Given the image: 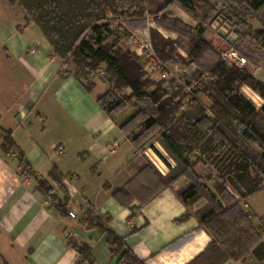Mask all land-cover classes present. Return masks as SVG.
Wrapping results in <instances>:
<instances>
[{"label": "crops", "instance_id": "0c3cea01", "mask_svg": "<svg viewBox=\"0 0 264 264\" xmlns=\"http://www.w3.org/2000/svg\"><path fill=\"white\" fill-rule=\"evenodd\" d=\"M144 1V26H131L130 21L114 25L144 41L150 42V29L177 40L176 32L156 27L154 21L160 16L156 10L167 0ZM0 3V51L7 62L1 74L0 132H11L38 176L46 177L56 168L69 198L64 213H58L36 190L35 180L22 172L17 152L2 151L0 138V257L4 260L0 264H80L70 241L89 245L93 264H116L105 235L86 223L88 207L109 218L108 227L125 238L143 264H196L211 239L193 213L181 219L188 210L177 195L183 180L159 191L153 170L145 171L147 162L120 129L129 114L111 118L97 103L107 83L95 82L88 90L72 72H62L61 61L40 29L25 19L26 13L16 3ZM168 12L191 28L202 26L201 38L211 44L215 55L211 57L210 50L205 53L208 61L214 60L224 40L176 0H171ZM175 42V53L187 60L183 66L192 67L196 76L197 58H189L188 50ZM123 44L118 42L121 49L133 52L132 46ZM114 142L118 147L109 154L108 146ZM58 145L64 148L59 154ZM51 185L63 200L64 192ZM248 199V210L257 215ZM222 264H264V260L247 256L244 262L229 259Z\"/></svg>", "mask_w": 264, "mask_h": 264}, {"label": "trees", "instance_id": "16d2710c", "mask_svg": "<svg viewBox=\"0 0 264 264\" xmlns=\"http://www.w3.org/2000/svg\"><path fill=\"white\" fill-rule=\"evenodd\" d=\"M7 1L23 7L25 19L32 21L40 29L54 55L63 64H68L72 57L71 62L86 77L104 67V73L109 75L112 86L97 97V103L108 116L115 118L127 105L125 100L117 99L115 89H130L129 97L136 100L138 108L120 125V129L135 147L139 146L138 141L142 142L147 134L150 133L151 137L160 132L159 143L176 165L170 167L166 175H157L159 191L171 186L181 176L185 177V183L177 193L188 209L181 219L193 213L199 226L211 239L205 251L197 257L196 264H222L229 259L240 263L247 256H253L257 262L263 261L264 226L261 222L254 226V216L244 210V202L264 187V83L245 69L228 68L215 59L209 70L213 79L196 91L194 99L197 101L198 95L203 92L209 106L198 103L180 113L184 100H178V94L169 96V93L158 86L149 90L151 83L144 77L145 72L136 60L138 55L129 50H107L104 47L109 36L114 33L113 25L118 21H130L131 26H144V14L147 11L144 0ZM176 1L191 14L201 16L205 25L212 13L218 10V4L223 12L221 14L219 11V14L232 26L237 38L251 34L249 26L248 32L242 31L247 26L244 17L264 9V0H215L214 5L206 0ZM170 4L171 0H167L156 10L155 13L160 15L154 18L156 27L174 31L178 37L187 39L191 46L188 50L189 58H199L208 50L213 54L211 44L201 38L203 28H191L176 19L168 12ZM260 21L263 28L252 31V37L264 48V18ZM116 26L120 29L121 25ZM125 29L122 31L125 32ZM150 39L154 52L161 60L180 61L183 64L187 62L174 53L176 40L163 37L155 29H150ZM72 73L84 84L76 71ZM244 84L263 99L260 108L256 109L240 92L239 89ZM84 86L88 90L92 89V85ZM132 119L138 120L134 127L137 128V133L134 129H127ZM0 138L2 151L17 152L16 158L22 172L35 180L36 190L51 202L58 213L63 214L69 199L62 185L63 175L53 168L46 177L38 176L25 161L11 132L1 131ZM216 152L222 153L225 165L222 181L215 184L216 192H213L196 178L193 167L199 160L192 161L190 155ZM52 183L64 192L63 200L57 197ZM236 195L240 196V200ZM201 196L206 200L205 206L191 211L190 207ZM85 217L89 228L105 235L106 246L112 258L116 259V264H143L126 246L125 238L108 227V217L95 214L90 207L86 210ZM69 244L79 256L78 263L93 264L89 245L75 244L72 241ZM0 260L4 261L1 257Z\"/></svg>", "mask_w": 264, "mask_h": 264}, {"label": "rangeland", "instance_id": "374dc122", "mask_svg": "<svg viewBox=\"0 0 264 264\" xmlns=\"http://www.w3.org/2000/svg\"><path fill=\"white\" fill-rule=\"evenodd\" d=\"M3 1V0H0ZM7 1V0H6ZM212 2L210 3L211 5H214L216 2L215 0H211ZM5 2V0H4ZM8 2V1H7ZM208 2V1H207ZM10 3V2H9ZM1 4V3H0ZM13 4V3H12ZM18 8H21V10L23 12L24 9L23 7H21L18 3H16ZM217 5V11L216 13H212V15L210 16L211 19H209L207 26L212 30L211 28V24L212 21L215 19V17L217 16H221L219 14V11L221 10V7ZM240 8V6H239ZM26 13V12H25ZM221 14H223V12L220 11ZM218 14V15H217ZM263 17L264 18V9L262 11H259L258 13H251V14H247L244 17V21L246 22L247 26L242 30V31H246L248 32V26L251 29V34L248 35H243L239 38H237V35L235 34V32L233 31L232 36L230 38V44L227 42H222L221 43V47L219 46L217 49V55H216V61L218 62L219 60V54H220V50L221 49H229V48H234L239 55H243L246 59V64L243 67H240L242 69L247 70L255 79L261 81L264 83V48H261V46L259 45L258 41H255L254 38L252 37V31L257 30V29H262L263 25L260 21V19ZM260 18V19H259ZM211 20V21H210ZM227 22V21H226ZM228 23V22H227ZM202 25V24H201ZM230 25V24H229ZM114 29H113V34L109 36L108 41L105 44V48L107 50H112V48L114 49H121V47L118 46V42L123 44L122 42L125 41L124 43H126L125 45L123 44V47H128V46H133V44L131 42H128L127 38L130 35V31H128L127 29H125V32L122 31V29H117L116 25H113ZM202 27V26H201ZM231 29L232 26L230 25ZM116 28V29H115ZM213 31V30H212ZM214 32V31H213ZM215 33V32H214ZM216 34V33H215ZM127 37V38H126ZM177 44L186 49L189 50L190 49V43L189 41L186 39L184 40L181 37H177ZM174 49L175 46H174ZM122 51H126L124 49H121ZM180 51H183L181 49H179ZM132 52V51H130ZM176 52V51H175ZM174 52V53H175ZM3 51H0V89L4 87L2 86V75L1 74H5L4 73V69H6V64L7 62L5 61V56L2 54ZM134 53V52H132ZM135 54V53H134ZM215 54H211V57H213ZM136 56V55H135ZM141 57V56H140ZM138 57L137 62L139 64V66H141L142 70L143 67H145V64H147V60L146 58H140ZM185 58H188L185 57ZM209 57L207 56V54H203L201 57L197 58L198 64H197V68H198V73H197V77L194 76L193 72H192V67H188L187 66H183V63H180V61H163L166 63V65L176 74L179 76H182L181 78H189L190 76L188 73H191V78H198L200 77V75L202 73H208L209 70L211 69V67L213 66L215 59L211 61H208ZM160 59V58H159ZM161 60V59H160ZM68 64H63V62H61V70L62 72L65 71H76L81 80L83 81L84 84L86 85H92L94 86L95 82H104L107 83V89L110 88L111 83L110 82V78L109 75L107 73H105L102 77L98 76L97 73L95 72V74L89 75V76H85L81 73V70H79L71 61H72V57L69 58ZM6 63V64H5ZM205 65V66H203ZM208 66V67H206ZM186 70H185V69ZM233 68V67H232ZM196 70V69H195ZM184 73L182 74L181 72ZM209 74V73H208ZM145 78H148V81L151 83L149 90H153L154 88H156L157 86L162 88V90L166 91L167 93H169L168 95L170 96V93L172 92L171 90L167 91L164 88V82L161 80H158L156 77H150L149 75L147 76L146 74L144 75ZM6 86V85H5ZM106 89V90H107ZM240 92L243 94V96L246 97V99L256 108H260V106L263 103V99L260 97V95H258V93L256 91H254L253 89H251L249 86L247 85H242L240 87ZM116 95H117V99L122 101L125 100L127 102V105L124 107V109H121L119 111V113L116 115V117L119 116H123L124 114H129L128 119L137 111L138 105L136 103V100L134 98H130L129 97V93L131 92L130 89L124 87V88H120V89H115ZM102 95V94H101ZM196 101V100H195ZM194 100L192 102H188L185 103L184 105H182V108L180 110V113H184L187 110L190 109V107H192V105H196L198 103L203 104V106L205 105L206 107L209 106V101L205 95V93L201 92L198 95L197 101L195 102ZM262 102L261 104H259V102ZM209 114V113H207ZM115 117V118H116ZM132 122L130 123L129 127H127V129L131 130L134 129L136 123L138 122V120H131ZM134 132L137 133L138 130L137 128L134 129ZM159 134L160 132L154 134L153 136H150V133L147 134L145 136V138L142 140V142L138 141V147H136V149H138L140 151V155L142 157H144L146 163V170L145 171H150L153 170L152 172V180L153 182L156 183V177L157 175H166L169 170L170 167H174L175 161L173 160V158L170 157V155L165 151V149L161 146V144L159 143ZM59 154V153H58ZM191 160H195L198 159L199 161L194 165V172L196 174V178H199L200 181L204 184L207 185L208 187H210V189L213 192H216L215 189V184L219 183L222 181V174L224 173V165H225V158L222 156V153H207L206 155H190ZM150 169V170H149ZM151 172V171H150ZM149 177V176H148ZM179 179H182V186L185 183V177L181 176L180 178H178L176 181H178ZM158 181V180H157ZM159 184V183H158ZM160 185V184H159ZM157 186V185H156ZM232 193H234L233 190L229 189ZM201 192V191H200ZM201 194H204L203 192H201ZM236 198L238 200H240V196L236 195ZM249 198V199H248ZM248 201L251 205V207L253 206V209L255 212H257L258 214H252L248 209V204L247 203V199L244 202V210L247 212L249 211V214L254 216L252 217L254 219L253 223L258 225V222H261V224L264 226V187L261 188L260 190L254 192L250 197H248ZM206 204V200L203 196L199 197L197 199V201L192 205V207H190L191 211H196L199 210L200 208L204 207ZM253 211V212H254ZM259 216V217H258ZM260 218H262V221H260ZM227 240H229V238H226ZM245 261V260H244Z\"/></svg>", "mask_w": 264, "mask_h": 264}, {"label": "built area", "instance_id": "2783aa9c", "mask_svg": "<svg viewBox=\"0 0 264 264\" xmlns=\"http://www.w3.org/2000/svg\"><path fill=\"white\" fill-rule=\"evenodd\" d=\"M211 28L217 36L230 44L229 40L232 36L233 29H231L229 23L222 16L215 17L212 21ZM128 40L133 44V52L139 57L146 58L147 64L143 67L145 74L163 81L164 88L167 91L171 90L172 92L170 94L172 95L178 94V100H184V104L192 102L197 96L196 91L201 90L206 82L213 79L209 72V74L206 72L202 73L198 78H191V76L185 79L181 78L182 76L176 75L165 62L159 59L151 46V42L144 41L137 33H130ZM218 62L228 68H240L246 64V59L243 55H239L234 48H229L220 50ZM96 73L102 77L105 74L104 67L98 69ZM181 73L183 74L184 71ZM117 147L118 145L115 142L110 144L108 146V153L113 154ZM55 151L62 153L64 148L58 145L55 147ZM68 215L74 217L75 214L73 211H69Z\"/></svg>", "mask_w": 264, "mask_h": 264}]
</instances>
